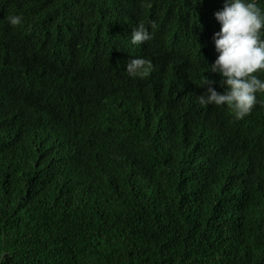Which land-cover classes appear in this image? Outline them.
Returning <instances> with one entry per match:
<instances>
[{"label":"trees","instance_id":"16d2710c","mask_svg":"<svg viewBox=\"0 0 264 264\" xmlns=\"http://www.w3.org/2000/svg\"><path fill=\"white\" fill-rule=\"evenodd\" d=\"M223 2L0 0V264H264V106L197 100Z\"/></svg>","mask_w":264,"mask_h":264},{"label":"clouds","instance_id":"9594fccd","mask_svg":"<svg viewBox=\"0 0 264 264\" xmlns=\"http://www.w3.org/2000/svg\"><path fill=\"white\" fill-rule=\"evenodd\" d=\"M21 20L20 16L7 17L12 26ZM191 26L201 37L199 45H189L196 53L193 60L212 63L208 71L218 73L224 86V91L218 92L212 86L214 81L205 77L202 87L206 91L197 96L199 104L227 106L237 120L248 116L257 104L264 106V100L258 99V94L264 96V8L257 0H224L222 9L209 21ZM151 39L144 23L132 29L130 43L140 50ZM184 51L182 47L179 56ZM137 56L126 65L129 77L147 76L151 69V61Z\"/></svg>","mask_w":264,"mask_h":264}]
</instances>
